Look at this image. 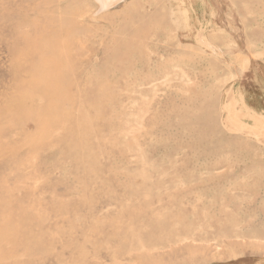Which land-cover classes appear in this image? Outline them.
Here are the masks:
<instances>
[{"label": "rangeland", "instance_id": "rangeland-1", "mask_svg": "<svg viewBox=\"0 0 264 264\" xmlns=\"http://www.w3.org/2000/svg\"><path fill=\"white\" fill-rule=\"evenodd\" d=\"M0 264H264V0H0Z\"/></svg>", "mask_w": 264, "mask_h": 264}]
</instances>
